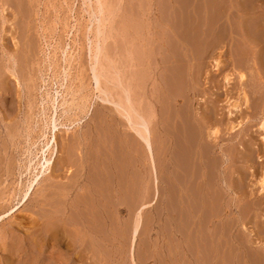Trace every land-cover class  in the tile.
I'll return each instance as SVG.
<instances>
[{
  "label": "rangeland",
  "instance_id": "1",
  "mask_svg": "<svg viewBox=\"0 0 264 264\" xmlns=\"http://www.w3.org/2000/svg\"><path fill=\"white\" fill-rule=\"evenodd\" d=\"M263 117L264 0H0V264H264Z\"/></svg>",
  "mask_w": 264,
  "mask_h": 264
},
{
  "label": "bare ground",
  "instance_id": "2",
  "mask_svg": "<svg viewBox=\"0 0 264 264\" xmlns=\"http://www.w3.org/2000/svg\"><path fill=\"white\" fill-rule=\"evenodd\" d=\"M99 3V2H98ZM217 62V61H216ZM220 66V65H219ZM218 67V66H217ZM93 70H95V69H93ZM96 72V71H95ZM98 77L99 76H97V75H95V80L98 82L99 81V79H98ZM245 79V75L244 74H242L241 75V80H244ZM240 80V79H239ZM227 82H228V80H227ZM98 84V83H97ZM228 84H229V82H228ZM106 98V97H105ZM109 99V98H108ZM108 99H104V101L105 102H109V103H111L110 102V100H108ZM103 101V102H104ZM245 103H249L248 102V100H247V96H246V99H245ZM115 104V103H114ZM117 105V104H116ZM119 105V104H118ZM256 106V105H255ZM116 107V106H115ZM131 107V106H130ZM238 107V106H237ZM132 108V107H131ZM235 109V108H234ZM121 110V109H120ZM123 111H125V112H123V114L126 116V118L128 119V121H129V123H131V125L133 126H131V128H134L135 127V129H136V132H137V134H138V138H140L144 143H145V145H146V147L148 148V150H149V152L151 153V156L153 155L152 154V146H151V141H150V129H149V127H148V124H147V122H145V118L142 120L143 122H138V124H137V122H136V126H134V121L132 122V120H131V118H132V115L130 116V113H129V110L127 109H123ZM133 115H134V113H133ZM139 115V114H138ZM137 115V116H138ZM125 118V117H124ZM140 118V117H139ZM138 117H137V120L139 119ZM163 118V117H162ZM133 119V118H132ZM141 119V118H140ZM139 119V121H141ZM238 127H240L239 125H238ZM134 129V130H135ZM234 129H236V126L234 125V127H233V130ZM259 129H261L263 132H264V117H263V119H262V122H261V124L259 125ZM56 130H57V125H54V131L53 132H56ZM217 133H218V130L217 129H215L213 132H212V134L214 135V136H217ZM218 138V137H217ZM263 139V141H264V133H263V137H262ZM54 142L56 141V135L54 136V140H53ZM145 147V148H146ZM50 165H51V161H49V160H46V165L45 164H43L42 165V169H43V171L41 172V173H39L36 177H35V179L32 181V183H29L30 184V186H29V188L27 189L28 191H27V193H26V195H25V198L24 199H26V198H28L30 195H31V192L33 191V188H34V185L35 184H37V182L39 181V179H40V176H41V174L43 175L45 172H46V170L47 169H49V167H50ZM264 175V174H263ZM260 180V179H259ZM259 183H260V185H261V189L264 191V176H262V178H261V180L259 181ZM258 183V184H259ZM259 188H260V186H259ZM104 190V189H103ZM103 195V194H102ZM83 202V201H82ZM137 227V226H136ZM137 229H138V227L136 228V229H134V237H136V234H137ZM133 237V238H134ZM134 243V242H133Z\"/></svg>",
  "mask_w": 264,
  "mask_h": 264
}]
</instances>
